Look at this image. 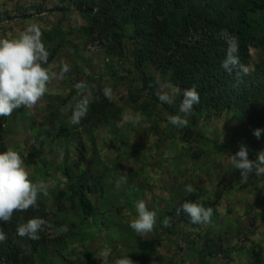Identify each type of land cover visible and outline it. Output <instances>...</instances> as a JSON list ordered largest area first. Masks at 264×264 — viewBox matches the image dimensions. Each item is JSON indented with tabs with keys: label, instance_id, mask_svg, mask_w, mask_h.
Wrapping results in <instances>:
<instances>
[{
	"label": "rangeland",
	"instance_id": "rangeland-1",
	"mask_svg": "<svg viewBox=\"0 0 264 264\" xmlns=\"http://www.w3.org/2000/svg\"><path fill=\"white\" fill-rule=\"evenodd\" d=\"M30 24L40 26L46 49H56L44 65L55 75L34 106L14 110L2 127L6 150L17 151L29 180L49 192L38 196L48 217L46 242L32 250L33 264H116L125 255L133 264H264V127L250 125L234 106L222 112L193 106L188 126L170 125L158 94L167 92L174 115H183L182 93L158 66H135L139 40L130 24L117 44L111 37L88 38L82 31L87 21L69 0H0V39L16 38ZM248 51L246 75L259 82L264 75L255 67L263 53L252 45ZM143 75L150 78L146 89ZM105 87L111 97L103 95ZM93 91L119 108V119L73 125L76 104ZM241 145L256 165L247 179L229 159ZM66 166L74 179L85 173L105 182L102 191L87 192L96 216L81 215L66 193ZM188 184L193 194L186 192ZM61 190L66 194L59 210ZM139 200L156 212L145 235L129 227ZM184 201L212 207L209 221L193 225L186 214L177 215ZM154 237L162 244L148 251L136 247ZM207 239L220 250L212 252Z\"/></svg>",
	"mask_w": 264,
	"mask_h": 264
},
{
	"label": "trees",
	"instance_id": "trees-1",
	"mask_svg": "<svg viewBox=\"0 0 264 264\" xmlns=\"http://www.w3.org/2000/svg\"><path fill=\"white\" fill-rule=\"evenodd\" d=\"M69 1L87 21L82 31L88 38L94 34L105 37V40L111 37L119 44V35L124 26L130 24L139 40L133 61L135 66H158L159 71L167 73L170 82L181 93L195 86L200 96L199 103L194 105L197 109L222 112L234 106L244 114L250 125L264 127V79L254 82L247 75L237 77L220 67L227 49L222 36V32L226 31L237 42L240 62L247 67L249 46L262 51V60L256 65L255 72L264 75V0ZM116 29L118 34L111 35ZM109 47L113 48L114 45ZM47 51L48 63L56 49ZM140 80L146 89L150 78L143 75ZM98 96L95 97L94 91L88 96V111L81 119L85 125L99 126L119 119V108L109 107L106 100ZM160 104L170 115H174L172 106ZM3 118L0 117V152L6 150ZM64 175L68 182L66 193L71 196L80 214L96 216V207L87 192L102 191L105 185L103 179L100 176L86 177L85 173L74 179L67 166ZM66 193L61 190L56 195L59 210L63 208L61 202ZM37 203L38 207L14 211L10 221L0 223V232L5 234V239L0 242V258H3L4 264H33L32 250L46 242V227L40 232V239L35 241L16 233L18 224L31 218H42L47 224L45 206L39 201ZM162 242L163 239L159 237L143 239L137 242L136 247L148 251ZM216 243L207 239L205 245L213 252L221 248L219 243L215 246Z\"/></svg>",
	"mask_w": 264,
	"mask_h": 264
},
{
	"label": "clouds",
	"instance_id": "clouds-1",
	"mask_svg": "<svg viewBox=\"0 0 264 264\" xmlns=\"http://www.w3.org/2000/svg\"><path fill=\"white\" fill-rule=\"evenodd\" d=\"M222 36L227 44L226 54L220 62V67L229 74L239 77L246 75L248 67L240 62L238 56V44L225 31ZM49 53L42 40V32L38 24H30L20 35L14 39H0V117H6L14 110L23 107L34 106L47 90V84L51 77L44 66L47 64ZM62 71H67L65 65ZM105 97H111L112 89H103ZM158 100L162 104L172 103L173 98L167 92L158 94ZM200 101L199 93L195 86L183 90L182 98L178 105L179 114L168 116V123L176 128L188 126V115L193 111V106ZM89 99L82 98L75 106L70 116V122L78 125L88 111ZM261 130L257 129L253 135L260 137ZM231 165L238 170L242 179L256 167L254 161L248 159V151L241 145L235 154L230 155ZM264 162V161H261ZM189 194L195 192L191 184L185 186ZM47 186L37 184L29 180L25 171L21 155L12 149L0 152V223H6L12 218L14 211H26L30 207H38V196L48 197ZM136 217L129 222V227L137 235H145L153 230L156 222V212L149 210L143 200L135 204ZM186 214L190 224L207 223L213 214L212 207H205L198 202L184 201L176 214ZM162 223L166 226L168 218ZM47 226L42 218L35 217L18 224L16 233L20 237L30 240H39L40 232ZM5 239V234L0 232V242ZM0 264H4L0 258ZM116 264H133V261L125 255L118 259Z\"/></svg>",
	"mask_w": 264,
	"mask_h": 264
}]
</instances>
